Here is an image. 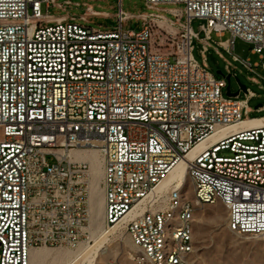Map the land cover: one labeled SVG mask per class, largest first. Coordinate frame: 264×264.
<instances>
[{"label":"built area","instance_id":"built-area-1","mask_svg":"<svg viewBox=\"0 0 264 264\" xmlns=\"http://www.w3.org/2000/svg\"><path fill=\"white\" fill-rule=\"evenodd\" d=\"M163 5H182L171 53L156 49L145 23L171 22L176 9L143 14L131 29L125 25L138 16L118 0L116 25L101 31L89 20L107 15L87 3L0 0V264H30L34 249L76 250L88 241L91 173L72 152L97 153L103 225L124 229L133 261L155 264L176 183L158 188L205 141L187 174L222 193L230 232L264 236V124L240 126L255 94L246 88L243 99L227 97L225 77L192 56L193 40L205 62L211 36L228 34L218 47L253 72L258 64L235 56L234 42L251 44L264 60V0H145L151 11ZM67 7L84 10L50 14ZM193 20L202 21L197 32ZM198 204L210 205L206 194ZM185 213L194 215L191 202ZM190 234L187 225L176 234L170 264L178 244L186 257L194 252Z\"/></svg>","mask_w":264,"mask_h":264},{"label":"rangeland","instance_id":"rangeland-1","mask_svg":"<svg viewBox=\"0 0 264 264\" xmlns=\"http://www.w3.org/2000/svg\"><path fill=\"white\" fill-rule=\"evenodd\" d=\"M63 1L59 0V3ZM70 1L73 4L78 3L80 5L87 3L93 11L107 15L106 17L90 19L89 22L92 27L106 31L116 25L113 16L117 11L118 0ZM121 2L124 12L135 17L138 16V18H133L125 25L126 28L131 29H139L144 22L142 18L143 14L157 13L169 17L168 10L176 9L178 18L170 17L171 22L153 23L147 20L145 23L150 24L152 27L156 49L162 53H171L175 49V44L179 39L177 24L183 23V18L180 13L182 5H163L159 6L157 11H151L146 9L145 0H121ZM83 10V7H67L65 12L51 9L50 14L60 16L69 13L79 16ZM201 24L202 21L193 20L191 22L192 30L197 32ZM227 38L228 34H224L223 37L211 36V41L207 45L208 52L205 62L199 53L201 44L193 40L192 56L216 78H222L228 75L224 70L225 65H228L231 69L230 91L234 93L238 90L237 79L240 84L255 94V97L251 98L248 102V114L244 118L262 117L264 116V111L257 112L256 108L264 105V69L260 66L264 60H261L258 54L251 53V44L236 40L234 42L233 54L241 60L248 59L251 64L257 63L258 67L253 68V72H250L239 62H233L231 55L223 48L218 47L217 44L219 41H225ZM262 55H264V52H262ZM218 71L221 72V75L217 74ZM239 98H244L243 92H240ZM95 154L96 161L98 162L97 153L95 152ZM73 155L78 158L79 156L77 155L80 154L73 152ZM85 160L89 162L92 171L90 198L91 218L88 229V241L81 242L76 250H69L63 247H40L34 249V252H32L35 254L36 252L38 254L40 253L46 257L43 264H138V261L132 260V257L136 255L137 251L131 244L124 229L117 227L108 231L103 225L102 199L98 187L101 168L99 167L100 172H98L99 170L92 156L87 157ZM94 187L96 188L94 189ZM183 190L187 191L188 197L192 187L187 177L183 182ZM188 198L193 201L192 193ZM226 218L227 210L218 202L195 207L192 223L194 252L190 256V264H264V236H239L234 234L228 230ZM99 230H104V235L101 234L99 236ZM83 248L87 249L82 251ZM140 262V264H146L144 261Z\"/></svg>","mask_w":264,"mask_h":264},{"label":"bare ground","instance_id":"bare-ground-1","mask_svg":"<svg viewBox=\"0 0 264 264\" xmlns=\"http://www.w3.org/2000/svg\"><path fill=\"white\" fill-rule=\"evenodd\" d=\"M261 124H264V119H252L251 118L250 120H245L244 122H242L240 124V126H256V125H261ZM213 138L214 137H211L208 140H211ZM205 144H206V141L201 142L197 146H195L193 149H191L188 152V154L186 155V157L182 161H180L173 168V170H171V172H169V174L164 178V180L161 182V184L158 188V189H165V188L169 187L171 184L176 183V187H175V201H176V203L168 205V212L166 213V215L161 217L160 239H159V242H156L155 264H170L171 263V261H172V249H174V243L176 242V234H183V231H186V225H187L189 231L191 232L190 242H192L193 215L187 214L185 212L187 210H189L190 202L192 205V212L195 211L196 206H201V204H198V193L199 194H206V197L209 198V204H214V203L218 202L226 208V202L223 201L222 193H220L214 187H208V185L201 184L200 178L196 174H187V172H186L187 162L197 152L202 150L204 148ZM91 154H92V158H94V160H95L94 163L96 164V166L99 170L98 172H100L99 167L101 168V163H100L99 157H98L99 161L97 162L95 151L91 150ZM72 155H73V152H72ZM77 156H79L78 158H81V155H77ZM82 156H83V154H82ZM84 161H86V160H84ZM86 162H88V161H86ZM88 164H89V162H88ZM89 168H90V164H89ZM90 173H91V179H90V185H89V189H90L89 212H90V198H91V184H92L91 183L92 182L91 168H90ZM186 177L189 179V181L191 183V187H192L191 192H193L192 193L193 201H191L187 197V191L183 190V182L186 179ZM100 178H101V176H100ZM98 187H99V183H98ZM95 188L96 187H94V189ZM99 189H100V187H99ZM100 194H101V190H100ZM101 199H102V196H101ZM98 213H99V211H98ZM102 217H103V208H102ZM90 218H91V213H90ZM89 224H90V221H89ZM114 228H117V226H115L113 228H109L108 231H110ZM88 229H89V227H88ZM103 231L99 230V232H100L99 236L101 234H103ZM232 233L237 234V232H232ZM245 236H253V232H245ZM85 249H87V248H83L82 251H84ZM31 252H30V254H31ZM185 253H186V244H178V247L176 248V251L174 252L175 264H190V256L193 252H188L187 257L184 255ZM45 258L46 257L40 253L39 254L37 252H36V254L32 253V255L30 257V264H43L45 261ZM137 263L140 264L141 262L138 261Z\"/></svg>","mask_w":264,"mask_h":264},{"label":"water","instance_id":"water-1","mask_svg":"<svg viewBox=\"0 0 264 264\" xmlns=\"http://www.w3.org/2000/svg\"><path fill=\"white\" fill-rule=\"evenodd\" d=\"M217 74L221 75V72L218 71ZM230 78H231V75H227L225 76V80L227 82V86H226V90H225V95L227 97H237L239 95V92H243V93H246V87L242 84H240V82L236 79V82L238 84V90L234 93L230 92Z\"/></svg>","mask_w":264,"mask_h":264},{"label":"crops","instance_id":"crops-1","mask_svg":"<svg viewBox=\"0 0 264 264\" xmlns=\"http://www.w3.org/2000/svg\"><path fill=\"white\" fill-rule=\"evenodd\" d=\"M256 110H257V112H262V111H264V105H260V106H258L257 108H256ZM262 117H264V116H262ZM258 118H260V117H258ZM252 119H255V118H252ZM249 120V119H248ZM80 155H81V160H85L87 157H89V155L90 156H92V154H91V151H85V152H83V153H79ZM82 154H83V156H82ZM32 253L33 252H31V254H30V257H31V255H32Z\"/></svg>","mask_w":264,"mask_h":264}]
</instances>
